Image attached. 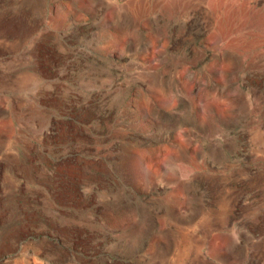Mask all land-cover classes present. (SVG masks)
<instances>
[{
  "label": "rangeland",
  "instance_id": "rangeland-1",
  "mask_svg": "<svg viewBox=\"0 0 264 264\" xmlns=\"http://www.w3.org/2000/svg\"><path fill=\"white\" fill-rule=\"evenodd\" d=\"M0 264H264V0H0Z\"/></svg>",
  "mask_w": 264,
  "mask_h": 264
},
{
  "label": "crops",
  "instance_id": "crops-1",
  "mask_svg": "<svg viewBox=\"0 0 264 264\" xmlns=\"http://www.w3.org/2000/svg\"><path fill=\"white\" fill-rule=\"evenodd\" d=\"M131 13H137L135 6L130 5L129 12ZM164 51L168 54V56H172L174 58V66L176 67L177 77L179 78V74L182 72V68L186 65L190 64V58L193 56L195 59L200 58L202 55H205L207 52L206 47H189V46H182V45H176V46H166L164 47Z\"/></svg>",
  "mask_w": 264,
  "mask_h": 264
}]
</instances>
